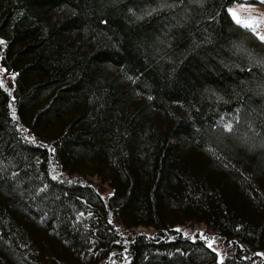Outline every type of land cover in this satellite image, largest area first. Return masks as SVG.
I'll return each mask as SVG.
<instances>
[{
  "label": "trees",
  "instance_id": "1",
  "mask_svg": "<svg viewBox=\"0 0 264 264\" xmlns=\"http://www.w3.org/2000/svg\"><path fill=\"white\" fill-rule=\"evenodd\" d=\"M236 1L0 0V264H264V39Z\"/></svg>",
  "mask_w": 264,
  "mask_h": 264
},
{
  "label": "rangeland",
  "instance_id": "2",
  "mask_svg": "<svg viewBox=\"0 0 264 264\" xmlns=\"http://www.w3.org/2000/svg\"><path fill=\"white\" fill-rule=\"evenodd\" d=\"M232 17L242 25H248L259 37L264 35V0H239L229 6ZM232 13H235L233 16ZM0 40L2 37L0 36ZM8 79V77H7ZM185 233L194 234L196 231L204 232V224L189 223L183 227ZM212 244L218 251V259L223 260L228 250L222 241L211 236Z\"/></svg>",
  "mask_w": 264,
  "mask_h": 264
},
{
  "label": "snow or ice",
  "instance_id": "3",
  "mask_svg": "<svg viewBox=\"0 0 264 264\" xmlns=\"http://www.w3.org/2000/svg\"><path fill=\"white\" fill-rule=\"evenodd\" d=\"M233 14V16H235V13H232ZM238 23H239V20L237 21ZM246 26H248V25H246ZM260 38L261 39H264V35H261L260 36ZM5 42L3 41V40H0V45H3ZM5 71H7L6 69H5ZM0 86H2V84H0ZM15 114L13 113V116H14ZM228 128H229V130L231 129V126L229 125L228 126ZM51 151H54V149L53 150H51ZM55 178V177H54Z\"/></svg>",
  "mask_w": 264,
  "mask_h": 264
},
{
  "label": "water",
  "instance_id": "4",
  "mask_svg": "<svg viewBox=\"0 0 264 264\" xmlns=\"http://www.w3.org/2000/svg\"><path fill=\"white\" fill-rule=\"evenodd\" d=\"M210 244H212V240H210Z\"/></svg>",
  "mask_w": 264,
  "mask_h": 264
}]
</instances>
